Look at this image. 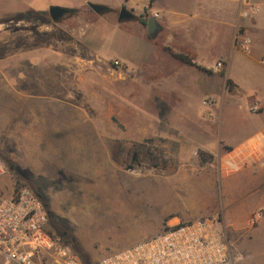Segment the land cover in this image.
<instances>
[{
	"label": "rangeland",
	"instance_id": "rangeland-1",
	"mask_svg": "<svg viewBox=\"0 0 264 264\" xmlns=\"http://www.w3.org/2000/svg\"><path fill=\"white\" fill-rule=\"evenodd\" d=\"M88 2L0 0V156L30 174L57 220L98 264L179 223L223 219L226 178L236 170L223 159V146L207 148L217 139L206 137L205 127L219 135L243 128L230 124L237 113L221 98L215 109L203 103L214 96L194 65L192 74L179 73L180 83L176 71L159 74L164 66H186L170 48L164 55L147 25L98 13ZM52 4L73 13L56 22ZM0 179L11 194L28 185L12 170ZM253 199L238 205L252 210ZM241 227L238 242L228 233L241 255L237 264H264L263 236ZM49 230L60 238L50 221Z\"/></svg>",
	"mask_w": 264,
	"mask_h": 264
},
{
	"label": "crops",
	"instance_id": "crops-1",
	"mask_svg": "<svg viewBox=\"0 0 264 264\" xmlns=\"http://www.w3.org/2000/svg\"><path fill=\"white\" fill-rule=\"evenodd\" d=\"M93 2L106 5L108 10L105 13H119L122 7H127L134 13L132 20L137 24H141L137 18L140 15L147 13L151 17L158 13L155 17L161 29L157 38L164 43V55H169L165 48L189 55L196 63L194 66L199 73L195 76H200L199 81H203L206 87L210 86L208 91L211 92L207 96L216 98L214 109L221 98L224 105L229 104V109H234V113H237L233 116L235 118L231 117L232 122L229 123H238L243 128L242 132H224V135H219L216 129L214 131L205 127L206 137L212 133L217 139L216 143L208 142L207 148L214 153V150L219 151L223 146V159L238 167L235 173L226 178L229 198L226 207L223 206L221 211L229 235L235 242L242 239L243 222L244 228L254 230L264 240V217L256 226H248L253 212L264 210V163L261 161L264 158V0H155L151 6L150 0ZM248 3H255L260 7V12L251 19L241 15ZM245 31L253 38L250 52L243 51L236 45L237 35ZM219 60L223 61L224 67L215 70L213 67ZM183 66L188 68L180 65L168 71L164 66L158 72L165 76L168 73L174 75L176 71L178 78L181 72L183 75L194 72L190 65L183 63ZM202 74L209 79H205ZM15 75L20 80L23 75L20 67ZM213 76H219V86L215 90L212 83L217 78ZM195 78L189 82L195 83ZM228 79L232 81L229 87ZM176 82L180 83V78ZM254 100H258L261 105L258 113L250 110V104ZM243 112L245 115H241ZM1 191L4 197L11 195L12 187L7 179H0ZM247 198H254L256 206L252 210L244 211L238 204ZM259 255L263 262L264 247ZM0 264H6L1 255Z\"/></svg>",
	"mask_w": 264,
	"mask_h": 264
},
{
	"label": "built area",
	"instance_id": "built-area-1",
	"mask_svg": "<svg viewBox=\"0 0 264 264\" xmlns=\"http://www.w3.org/2000/svg\"><path fill=\"white\" fill-rule=\"evenodd\" d=\"M259 12L257 4L248 3L241 15L251 19ZM236 45L250 52L252 35L247 31L239 33ZM223 67V61L219 60L213 68ZM203 103L214 105L216 98H206ZM250 110L260 112L258 100L250 104ZM261 161L264 163V158ZM226 163L238 169L232 162ZM9 170L6 160L0 156V177ZM263 217L264 210H256L248 226H256ZM0 255L6 264H40L43 258H47L49 264H84L70 245L50 232L43 201L31 187L22 183L10 196L0 197ZM240 257L223 219L214 214L171 226L160 234L103 256L98 264H237Z\"/></svg>",
	"mask_w": 264,
	"mask_h": 264
},
{
	"label": "trees",
	"instance_id": "trees-1",
	"mask_svg": "<svg viewBox=\"0 0 264 264\" xmlns=\"http://www.w3.org/2000/svg\"><path fill=\"white\" fill-rule=\"evenodd\" d=\"M154 1L155 0H150V6L153 4ZM40 17L42 18V20H44V21L46 20V17L43 14H40ZM137 18L141 23L147 25V22L150 18V15L146 13V14L140 15ZM172 55L174 58L180 60L181 62H183L185 64L196 65V63L193 61V59L185 53L172 52ZM197 67L202 69V70H207L204 67H200V66H197ZM222 74H224V73H222ZM231 82L232 81L230 79L227 80V86L228 87L230 86ZM6 162L9 166L10 170H12L16 173L18 181L25 180L28 183V186L31 187L34 190V192L38 195V197L43 201V203L46 207V210L48 212L49 221H50L54 231L61 238V240L64 243L70 245L74 249L77 256L83 261L84 264H96V262L93 260L92 256L90 254H88L84 250V248L81 246L78 239L71 232V229L65 223L57 220L58 218L56 217L55 213L52 211V209L50 207L49 200L47 199V197L43 193L42 188L37 186L32 181L30 174L29 173L27 174L24 170L17 168L13 162H11L9 160H6Z\"/></svg>",
	"mask_w": 264,
	"mask_h": 264
},
{
	"label": "water",
	"instance_id": "water-1",
	"mask_svg": "<svg viewBox=\"0 0 264 264\" xmlns=\"http://www.w3.org/2000/svg\"><path fill=\"white\" fill-rule=\"evenodd\" d=\"M90 7L98 12V13H104L108 10V7L103 4H98L94 2H88ZM72 11V8L58 5V4H52L49 7V14L52 20L58 22L62 20L64 17L70 16ZM69 14V15H68ZM135 17L134 13L130 11L127 7H122L120 12H119V20L124 21V20H129L133 19ZM161 29V25L158 22L157 18L155 16H151L147 22V32L150 37L155 38L158 34V32ZM132 167V165H130Z\"/></svg>",
	"mask_w": 264,
	"mask_h": 264
},
{
	"label": "flooded vegetation",
	"instance_id": "flooded-vegetation-1",
	"mask_svg": "<svg viewBox=\"0 0 264 264\" xmlns=\"http://www.w3.org/2000/svg\"><path fill=\"white\" fill-rule=\"evenodd\" d=\"M73 13V9H72V11H71V13L70 14H72ZM69 15V14H68ZM65 18V17H64ZM136 156V155H135Z\"/></svg>",
	"mask_w": 264,
	"mask_h": 264
}]
</instances>
